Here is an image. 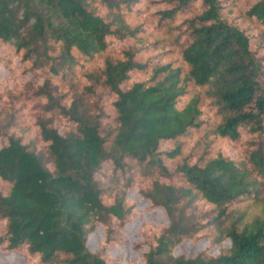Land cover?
<instances>
[{
    "label": "trees",
    "instance_id": "1",
    "mask_svg": "<svg viewBox=\"0 0 264 264\" xmlns=\"http://www.w3.org/2000/svg\"><path fill=\"white\" fill-rule=\"evenodd\" d=\"M134 221L130 264H264V0H0V254Z\"/></svg>",
    "mask_w": 264,
    "mask_h": 264
},
{
    "label": "rangeland",
    "instance_id": "2",
    "mask_svg": "<svg viewBox=\"0 0 264 264\" xmlns=\"http://www.w3.org/2000/svg\"><path fill=\"white\" fill-rule=\"evenodd\" d=\"M139 222L134 221L127 229L122 249L118 248L113 252L110 264H130V260L136 255L134 244L138 238ZM99 233L92 232L87 237V243L92 249L98 248ZM125 252V253H124ZM24 260L17 252L0 254V264H20Z\"/></svg>",
    "mask_w": 264,
    "mask_h": 264
}]
</instances>
